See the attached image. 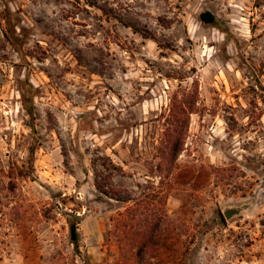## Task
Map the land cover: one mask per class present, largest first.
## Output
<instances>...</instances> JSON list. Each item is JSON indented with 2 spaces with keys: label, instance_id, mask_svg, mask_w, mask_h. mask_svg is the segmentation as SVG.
I'll return each instance as SVG.
<instances>
[{
  "label": "rangeland",
  "instance_id": "rangeland-1",
  "mask_svg": "<svg viewBox=\"0 0 264 264\" xmlns=\"http://www.w3.org/2000/svg\"><path fill=\"white\" fill-rule=\"evenodd\" d=\"M151 215L144 264H264V0H0V264H141Z\"/></svg>",
  "mask_w": 264,
  "mask_h": 264
},
{
  "label": "trees",
  "instance_id": "trees-1",
  "mask_svg": "<svg viewBox=\"0 0 264 264\" xmlns=\"http://www.w3.org/2000/svg\"><path fill=\"white\" fill-rule=\"evenodd\" d=\"M200 20L205 24H210L215 27L219 26V19L210 11H204L200 14ZM31 90L27 89L25 92H23V105L25 109L29 112L32 122L30 123V128L33 131V133L36 135L37 129L36 125L34 124L35 121V115H34V109L32 105V99L29 97L31 96ZM182 134L181 132L178 134L176 141L173 143L170 149L169 157L171 160V163H175L181 154L183 150V143L181 141ZM35 150L31 149V156H34ZM101 192L105 194H109L107 191ZM157 215H151L146 218V223H144L145 226H143L142 230V237L140 239V243H134L131 246L136 245V251L134 252V248L131 247L132 252L135 254V258L138 259V261L141 264H144L145 262H148L150 258H154L156 256V252L163 250L165 246L168 244V241L170 239V227L166 224V222L163 220L162 216ZM126 227V226H125ZM76 226H73V231H76ZM75 244L77 242L75 241ZM120 244L122 245V242L120 241ZM127 260V253L123 246H121V260Z\"/></svg>",
  "mask_w": 264,
  "mask_h": 264
},
{
  "label": "water",
  "instance_id": "water-1",
  "mask_svg": "<svg viewBox=\"0 0 264 264\" xmlns=\"http://www.w3.org/2000/svg\"><path fill=\"white\" fill-rule=\"evenodd\" d=\"M251 203H244L242 205H230L223 211V215L227 221L242 216L249 212L251 209ZM73 238L76 239L75 231H73Z\"/></svg>",
  "mask_w": 264,
  "mask_h": 264
}]
</instances>
